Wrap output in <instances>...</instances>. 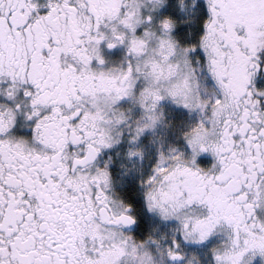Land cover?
Returning <instances> with one entry per match:
<instances>
[{
  "label": "snow or ice",
  "instance_id": "obj_1",
  "mask_svg": "<svg viewBox=\"0 0 264 264\" xmlns=\"http://www.w3.org/2000/svg\"><path fill=\"white\" fill-rule=\"evenodd\" d=\"M0 264H264V0H0Z\"/></svg>",
  "mask_w": 264,
  "mask_h": 264
}]
</instances>
